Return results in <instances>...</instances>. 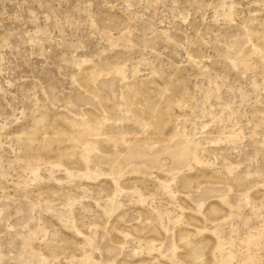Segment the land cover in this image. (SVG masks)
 <instances>
[{"label":"rangeland","instance_id":"1","mask_svg":"<svg viewBox=\"0 0 264 264\" xmlns=\"http://www.w3.org/2000/svg\"><path fill=\"white\" fill-rule=\"evenodd\" d=\"M0 264H264V0H0Z\"/></svg>","mask_w":264,"mask_h":264}]
</instances>
